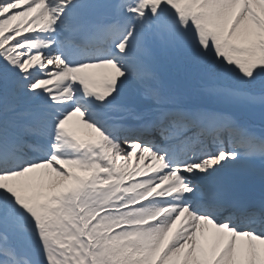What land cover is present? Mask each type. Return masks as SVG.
<instances>
[{"label": "snow or ice", "instance_id": "snow-or-ice-1", "mask_svg": "<svg viewBox=\"0 0 264 264\" xmlns=\"http://www.w3.org/2000/svg\"><path fill=\"white\" fill-rule=\"evenodd\" d=\"M0 264H264V0H0Z\"/></svg>", "mask_w": 264, "mask_h": 264}, {"label": "rangeland", "instance_id": "rangeland-1", "mask_svg": "<svg viewBox=\"0 0 264 264\" xmlns=\"http://www.w3.org/2000/svg\"><path fill=\"white\" fill-rule=\"evenodd\" d=\"M94 71H96V70H94Z\"/></svg>", "mask_w": 264, "mask_h": 264}]
</instances>
